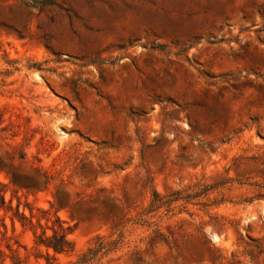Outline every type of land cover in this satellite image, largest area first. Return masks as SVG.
Segmentation results:
<instances>
[{"label": "rangeland", "instance_id": "obj_1", "mask_svg": "<svg viewBox=\"0 0 264 264\" xmlns=\"http://www.w3.org/2000/svg\"><path fill=\"white\" fill-rule=\"evenodd\" d=\"M36 1L0 0V264L55 220L59 264H264V0Z\"/></svg>", "mask_w": 264, "mask_h": 264}, {"label": "trees", "instance_id": "obj_2", "mask_svg": "<svg viewBox=\"0 0 264 264\" xmlns=\"http://www.w3.org/2000/svg\"><path fill=\"white\" fill-rule=\"evenodd\" d=\"M51 5H54L53 0H38L34 4L25 3L26 8L33 9L37 7L43 8ZM43 175L46 180H50L49 175L47 176V174L45 173ZM166 202L167 201L161 202V199L158 197V195L153 194V199L151 201L150 207H154V209L160 208V206ZM3 204L4 200L3 198H1V205ZM15 215L19 219V221L24 225H28L31 227L34 226L32 224V216L26 217L23 213H20L18 211L15 213ZM37 225L39 226L38 223ZM47 229L51 231V234L47 235L45 231H43L40 235L34 236V244L36 247L41 248L43 250V253H40L39 255L40 257H42L43 255L45 264H59L57 263L55 256L68 255L73 253V244L67 238V235L69 234L70 230L68 228H63L58 220H55L52 226ZM118 243L119 241L117 239L95 237L88 243L84 251L76 255L74 259L68 260L65 264L98 263L101 257L107 256L108 254L115 252L117 250ZM38 258L39 256L36 259ZM18 263L24 264L20 261Z\"/></svg>", "mask_w": 264, "mask_h": 264}]
</instances>
